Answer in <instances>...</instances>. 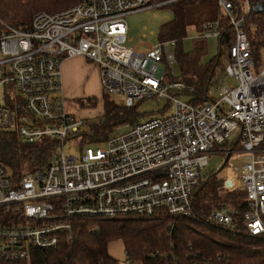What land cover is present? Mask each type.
Returning a JSON list of instances; mask_svg holds the SVG:
<instances>
[{"label": "built area", "instance_id": "obj_1", "mask_svg": "<svg viewBox=\"0 0 264 264\" xmlns=\"http://www.w3.org/2000/svg\"><path fill=\"white\" fill-rule=\"evenodd\" d=\"M180 1L189 0H81L37 12L26 27L2 22L0 130H15L25 143L51 138L64 147L85 124L66 109L62 61L69 57L96 63L105 93L121 95L127 106H174L171 114L121 125L105 148L74 156L57 147L42 168L19 178L0 164L2 259L27 261L34 250L57 248L71 238L76 217L150 216L160 209L193 216L192 193L210 154L236 131L223 165L235 172L228 177L235 190L247 194L240 225L264 237V59L258 63L264 43H252L247 24L264 13V6L255 12L264 0H215L224 14L207 21L195 40L214 38L218 66L236 81H218L219 97L208 88L200 99L194 85L166 77L174 73L176 38L144 51L127 45V15ZM224 18L234 29L228 48ZM183 94L195 98L185 101ZM208 219L232 231L239 226L237 212L225 205Z\"/></svg>", "mask_w": 264, "mask_h": 264}, {"label": "trees", "instance_id": "obj_2", "mask_svg": "<svg viewBox=\"0 0 264 264\" xmlns=\"http://www.w3.org/2000/svg\"><path fill=\"white\" fill-rule=\"evenodd\" d=\"M78 1L81 0H0V33L2 22L26 27L37 12H53ZM191 1L215 0L170 4L166 8L173 9L174 18L162 25L160 39L178 40L176 56L181 75L169 73L167 78L194 85L200 99L218 64L216 58L208 65L201 64V55L208 50L205 40H196L194 54L184 52L183 40L188 28L186 5ZM250 19L257 28L255 34L250 32L252 43H264V15H252ZM223 21L222 41L228 48L233 41L234 29L225 18ZM103 98L104 121L92 129L96 141L116 125L127 122L133 125L140 117L137 106L118 104L107 93ZM57 147L58 141L51 138L25 143L15 130H0V164L16 178L24 172L42 168ZM191 198L193 216L172 215L160 209L150 216L73 218L71 238L63 237L57 248L34 250L27 261L12 262L0 257V264H113L117 260L110 254L109 245L117 239L122 240L128 260L137 264H264V237L251 235L240 225L242 215L249 207L245 191L225 188L217 171L200 179ZM224 205L237 212L239 226L234 231L208 219L213 210Z\"/></svg>", "mask_w": 264, "mask_h": 264}, {"label": "rangeland", "instance_id": "obj_3", "mask_svg": "<svg viewBox=\"0 0 264 264\" xmlns=\"http://www.w3.org/2000/svg\"><path fill=\"white\" fill-rule=\"evenodd\" d=\"M188 28L187 34L183 40V49L186 54L195 53V42L198 35L203 31L204 24L209 20H215L224 14V11L216 1H191L186 5ZM263 14L258 15L260 17ZM174 18V12L172 8H160V9H146L126 16V21L130 28V33L134 38V42L127 43L135 46L137 50H147L151 45H157L160 39V32L162 25L170 19ZM248 25H251V32L255 34L256 25H253L251 19L248 18ZM147 34V35H146ZM208 50L201 55V64L208 65L210 61L216 58V41L214 38H210L207 41ZM259 60L264 59V47L260 48ZM93 66L88 69V80L82 85H72V91H68L67 88L63 90L66 98V109L69 113L75 115L78 118H83L85 124L81 127L80 131L71 137L66 138L64 147H58V151H65L66 154L81 156L83 151L87 147L93 149L105 148L108 144V140L114 137L118 133V127L121 125H130V122L124 124H118L113 129L103 134L97 141L92 136V129L98 127L104 121V94L105 91L101 85L100 69L98 65L92 62ZM172 73L171 70L167 72V75ZM166 75V77H167ZM174 76L181 75V67L176 56L174 63ZM218 81H227L229 83L235 82V78L227 76L222 68L216 67L215 75L208 86V95L213 98L219 97ZM185 101H190L195 98L194 94L178 95ZM110 97L118 104L123 103V97L118 94H112ZM92 102V103H91ZM163 103H143L137 106V112L140 114L139 122H145L152 117L165 116L171 114L174 111L173 104H168V109H160ZM239 135V131L233 133L229 143L218 144L213 152L209 156V162L207 167L202 170L201 179L208 178L211 174L217 172L223 165L227 154V151L236 141ZM228 171V173H227ZM228 177L235 178V173L231 169L224 168L219 172V178L225 181ZM235 181V180H234ZM109 252L117 260L113 264H129L127 261L125 248L121 239H117L110 243Z\"/></svg>", "mask_w": 264, "mask_h": 264}, {"label": "crops", "instance_id": "obj_4", "mask_svg": "<svg viewBox=\"0 0 264 264\" xmlns=\"http://www.w3.org/2000/svg\"><path fill=\"white\" fill-rule=\"evenodd\" d=\"M132 42H134V38L131 35L129 28L127 43H132ZM136 45L137 43L132 45L129 44L128 46L135 47ZM91 66H93L92 61H90L89 59L83 56L65 58L62 61L63 90L64 88L65 90L67 88L68 91H72V85L84 84L88 80V74H89L88 68Z\"/></svg>", "mask_w": 264, "mask_h": 264}, {"label": "water", "instance_id": "obj_5", "mask_svg": "<svg viewBox=\"0 0 264 264\" xmlns=\"http://www.w3.org/2000/svg\"><path fill=\"white\" fill-rule=\"evenodd\" d=\"M263 6L264 4L263 3H259L258 5H256L255 7V12L256 13H261L263 11ZM224 169V165L221 166V168L218 170V173ZM224 186L225 188L229 189V190H234L235 187H234V183H233V180L231 178H227L225 179L224 181Z\"/></svg>", "mask_w": 264, "mask_h": 264}, {"label": "flooded vegetation", "instance_id": "obj_6", "mask_svg": "<svg viewBox=\"0 0 264 264\" xmlns=\"http://www.w3.org/2000/svg\"><path fill=\"white\" fill-rule=\"evenodd\" d=\"M227 173H228V171H227ZM229 174V173H228Z\"/></svg>", "mask_w": 264, "mask_h": 264}]
</instances>
